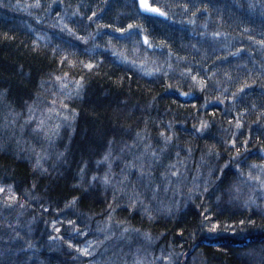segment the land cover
<instances>
[{"label": "snow or ice", "instance_id": "1", "mask_svg": "<svg viewBox=\"0 0 264 264\" xmlns=\"http://www.w3.org/2000/svg\"><path fill=\"white\" fill-rule=\"evenodd\" d=\"M0 7H7L4 0ZM120 7L124 11L105 23L101 14L112 11L110 0L24 4L29 16L41 12L35 19L47 20L53 31L49 35L25 25L34 36L29 51L49 62L34 86L10 102L8 86L0 84V162L11 155L31 171L29 181L11 164L0 163V264H50L32 238L41 223L43 247L69 256L67 264H182V258L188 264H212L203 251L189 258L180 240L236 228L243 232L256 225L252 214L264 227V0H126ZM144 22L185 25L182 31L199 39L189 42L188 55H179L167 39H155ZM98 37L107 39L101 44ZM157 50L162 60L149 56ZM108 55L124 66V75L114 81L118 87L132 80V72L137 80L152 78L164 92L198 95L203 102L174 100L177 112L166 109L170 118L159 119L152 116L157 95L143 104L119 98L111 127L92 129L69 181L65 173L73 166L81 106L93 80L108 75ZM224 62L229 67L221 68ZM17 74L22 83H33L24 65ZM209 136L217 139L205 140L197 163L194 150ZM62 179L71 183V193L56 200L51 192ZM85 200H102V209L85 211ZM190 208L197 210L195 230L180 223ZM236 210L246 219L237 225L220 222V216ZM137 216L139 226L133 222ZM160 223L173 225L172 239L155 229ZM241 255L250 258L243 264H257V255L258 264H264V244Z\"/></svg>", "mask_w": 264, "mask_h": 264}, {"label": "trees", "instance_id": "2", "mask_svg": "<svg viewBox=\"0 0 264 264\" xmlns=\"http://www.w3.org/2000/svg\"><path fill=\"white\" fill-rule=\"evenodd\" d=\"M33 0H19V7H17L18 0H4L7 7H0V84L7 85L10 90L9 100L15 101L21 95H24L31 89L35 82L38 80L39 75L42 71H47L49 68V62L47 58L35 57L30 51L28 45L34 40V36L25 25L30 24L38 32L47 31L49 35L52 34L51 29L47 28V20L43 23H38L35 17L42 16L43 14L38 10H33L32 16H29L27 11L24 10V4L31 3ZM73 5L79 2V0H69ZM87 3L96 4L99 0H86ZM123 2L126 0H110L112 5V11L108 12L107 15L101 14L102 22L111 21L112 17L115 15L116 11H124L122 7ZM214 2V0H213ZM243 10L238 12V15H242ZM187 17H185L186 19ZM132 22V21H128ZM140 22V21H137ZM169 24L168 28H165L160 24H153L151 22H144L145 27L151 32L152 36L159 39H167L172 45V50L179 55H188L191 49L188 47L189 42L196 43L199 37L193 39L192 33L190 31H182L186 28L185 25L171 24V22H166ZM107 31V30H106ZM83 34V33H81ZM118 35V34H117ZM8 37V39H5ZM15 37V39H12ZM67 39V37H66ZM107 37L99 38L98 42L103 44ZM121 41L124 37H119ZM55 42H59V39L54 37ZM245 44L248 42L245 41ZM183 45L184 47H181ZM119 47V45H117ZM255 50V49H254ZM195 55V53H193ZM247 55V53H245ZM149 56L152 58L163 57L160 51L157 50L155 56L149 51ZM191 59V57H190ZM108 60L110 63L105 64V72L108 74L102 78H96L91 84V93L87 97L86 102L81 106L84 110L82 116L78 121V135L73 136L74 144L72 146L74 155L70 157L73 162V166L67 170L65 175L68 180L75 175L76 168L75 164L79 160L80 150L89 142L92 138V129L106 130L111 127L113 123L110 120L111 110L115 107L114 101L119 98H130V103L135 104L139 102L143 104L146 100L150 99L152 95H157L159 104L158 109L152 112L153 118L165 119L170 118L166 109H171L172 113L177 112V104H186L188 100L196 103H202L203 100L198 95L194 97L185 98L180 96L175 91L164 92L163 87L159 83H152L149 77H144L143 79L137 80L136 76H133L132 72H128L129 76H132V80L125 81L123 87H118L114 81L124 75L123 65H120L114 60L110 55H108ZM199 56H197V61ZM211 60H208L205 64V70H207L208 65H211ZM219 63V62H218ZM235 60L233 58V64ZM24 65L25 71L31 73L32 84L22 83L20 77L18 76V66ZM194 67H198L197 62H193ZM251 67V65H249ZM215 65L212 69H215ZM221 68L229 67L227 62L220 64ZM130 85V87H129ZM140 91H137V89ZM151 89V91H147ZM188 90V89H184ZM107 93V95H105ZM177 101V104H173L172 101ZM212 107H218L223 110V105H210ZM183 114V109L179 110ZM219 119V117H218ZM134 122V121H129ZM181 135L187 138L186 133L183 131V126H181ZM217 139V137L209 136L205 139L198 141L199 147L194 150L195 161L199 162L200 149L203 148L205 140L212 141ZM255 155V154H254ZM227 158L226 156L224 157ZM0 163H9L12 165L13 169L16 171L19 178H24L26 180L31 179L30 168L25 161L13 160L11 155H9L5 161ZM192 167V165H190ZM191 175H195L193 171ZM47 180L42 181L41 189L43 190L47 185ZM71 193V183L65 182L63 179L58 181L53 188L51 195L56 200H62L63 197L70 195ZM103 206L102 200H97L92 203L89 200H85L83 208L88 211L91 208L93 211H100ZM237 214L232 215L231 213H225L220 216V222L222 224L237 225L239 219H246V216L241 215L240 211L236 210ZM127 216L125 212L122 214ZM197 217V210L195 208H190L182 216L180 223L185 226L188 230H195V225ZM99 219V217H97ZM132 219V217H128ZM251 219L256 221V225H247L243 232H240L238 228L227 232H220L219 235H209L207 233H197L194 240H189L185 243L180 240V243L184 245V252L188 253V257L203 251L208 257L212 259V264H243L245 260L250 259L249 257L241 255V253L248 251L249 248H255L259 251L262 244H264V227H262V221L259 216L252 214ZM140 217L137 216L133 220L139 226ZM156 230L165 231L167 233L168 239H172L171 229L173 225H167L164 227L163 223L154 226ZM45 232V227L41 223L36 231L33 233L32 238L37 242V246L41 247L43 253L42 259H47L50 264H67L70 261V257L60 253L49 252L43 247L46 237L43 235ZM187 235V231H186ZM7 239V237H5ZM22 243V242H20ZM158 254V253H157ZM260 257L257 255L255 260L257 264ZM182 264H188V260L182 258Z\"/></svg>", "mask_w": 264, "mask_h": 264}]
</instances>
